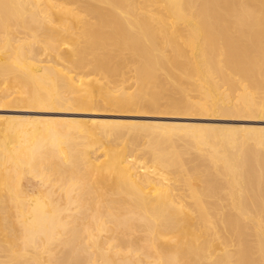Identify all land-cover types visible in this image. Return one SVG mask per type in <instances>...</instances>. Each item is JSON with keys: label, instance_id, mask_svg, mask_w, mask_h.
Instances as JSON below:
<instances>
[{"label": "bare ground", "instance_id": "6f19581e", "mask_svg": "<svg viewBox=\"0 0 264 264\" xmlns=\"http://www.w3.org/2000/svg\"><path fill=\"white\" fill-rule=\"evenodd\" d=\"M128 68L170 112L264 116V0H0V101H119ZM69 113L0 122V264H264L263 127Z\"/></svg>", "mask_w": 264, "mask_h": 264}, {"label": "rangeland", "instance_id": "374dc122", "mask_svg": "<svg viewBox=\"0 0 264 264\" xmlns=\"http://www.w3.org/2000/svg\"><path fill=\"white\" fill-rule=\"evenodd\" d=\"M0 81L1 77H0ZM109 88L110 92L122 94V99L119 101H106L103 98V94L96 95V104L89 108H42L32 106H15L7 101H0V122L4 120L6 116L20 115V116H32V117H59L64 114V111H69V116L79 118L83 125L95 124V127L100 129L101 121H116V125L120 129H128L130 127L141 128V123H134L135 121H149V122H170V123H191V124H208V125H226V126H257L264 128V116L261 115H226L221 112L215 111V114H204L197 109L182 108L178 113L170 112L169 102L166 96H163L159 102L153 103L149 99L151 92L149 90L140 89L138 78L134 70L127 69L125 74L117 76L112 82H109L107 78L103 77ZM2 83V82H1ZM0 83V84H1ZM108 88V89H109ZM109 89V90H110ZM155 89L152 87L151 90ZM166 89V88H165ZM165 95L173 93V88H167ZM106 89V91H109ZM140 91V92H139ZM139 96L145 95L139 100H129L125 97L131 94H138ZM169 92V93H168ZM181 102H187V95L181 94ZM186 95V96H185ZM146 97V98H145ZM190 99H198L197 91L190 92ZM64 109V110H63ZM161 113V114H160ZM166 114H180V116H167L158 117L156 115ZM155 115V116H154ZM16 121H19L15 119ZM10 135H13L11 130L7 131ZM102 150H99L100 153ZM101 157V156H100ZM103 158V157H102ZM101 158V159H102ZM132 159V157H130ZM139 170H143V167H139ZM25 185L29 190L37 191L39 179L28 175L25 180Z\"/></svg>", "mask_w": 264, "mask_h": 264}]
</instances>
